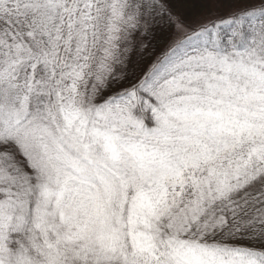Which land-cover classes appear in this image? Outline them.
I'll use <instances>...</instances> for the list:
<instances>
[{
    "label": "snow or ice",
    "instance_id": "1",
    "mask_svg": "<svg viewBox=\"0 0 264 264\" xmlns=\"http://www.w3.org/2000/svg\"><path fill=\"white\" fill-rule=\"evenodd\" d=\"M0 264H264V0H0Z\"/></svg>",
    "mask_w": 264,
    "mask_h": 264
}]
</instances>
